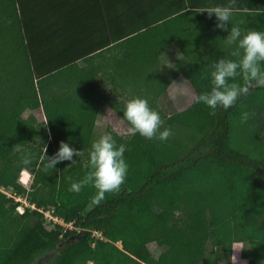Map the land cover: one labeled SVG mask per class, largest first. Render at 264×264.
<instances>
[{"label": "trees", "instance_id": "16d2710c", "mask_svg": "<svg viewBox=\"0 0 264 264\" xmlns=\"http://www.w3.org/2000/svg\"><path fill=\"white\" fill-rule=\"evenodd\" d=\"M227 2L0 0V264H229L238 237L246 264H264V86L227 110L194 99L178 111L159 107L171 82L159 66L168 45L183 56L180 73L196 95L209 90L218 58L235 59L227 31L202 11ZM235 8L231 23L264 31V0H236ZM123 95L146 97L173 134L160 142L107 127L127 146L128 170L120 189L95 204V188L73 193L69 177L87 171L101 103L122 117ZM242 111L251 113L245 125L255 145L231 139ZM39 140L48 156L66 141L85 157L54 169L34 160L24 185L16 144L37 150ZM17 197L35 208L19 212ZM44 210L73 228L47 227Z\"/></svg>", "mask_w": 264, "mask_h": 264}, {"label": "clouds", "instance_id": "9594fccd", "mask_svg": "<svg viewBox=\"0 0 264 264\" xmlns=\"http://www.w3.org/2000/svg\"><path fill=\"white\" fill-rule=\"evenodd\" d=\"M236 0H228L227 4L215 5L202 10L208 15L214 16L215 27L227 31L224 44L231 50L232 58H218L210 72V88L207 91L194 95L196 104H204L215 112L219 108L227 110L233 107L237 100L247 96L250 87L264 86V31L247 28L242 29L239 23H231ZM201 12V11H200ZM164 55V54H163ZM240 77L241 82H236ZM122 117L128 125L127 132L130 135L139 134L148 140L166 141L172 134L170 127H165V121L160 112L152 107L149 100L140 95H123L120 97ZM251 113L242 111L240 122L246 123ZM104 130L95 139L87 151L84 168L87 169L82 178L72 180L69 177V191L79 193L84 186L91 185L96 192L93 203L99 204L106 193L118 191L125 182L128 163L124 153L126 144H117L111 131L106 125L101 126ZM25 147L17 143L16 151L19 154L18 164L25 173L32 170L34 160L45 169H54L55 165L63 161H70L74 166L85 157L82 149H76L66 141H61L57 151L48 156L47 146L42 145L40 140L37 150ZM78 157L79 159H73ZM65 168H68L67 166Z\"/></svg>", "mask_w": 264, "mask_h": 264}, {"label": "rangeland", "instance_id": "374dc122", "mask_svg": "<svg viewBox=\"0 0 264 264\" xmlns=\"http://www.w3.org/2000/svg\"><path fill=\"white\" fill-rule=\"evenodd\" d=\"M167 47L170 48L173 46L168 45ZM169 48H167V49H169ZM173 48L175 49V47H173ZM171 51L173 53H171L170 55L167 54L166 58L165 59L163 58V64L159 65L160 70L162 72H165V73L167 72L168 73L167 76H170L174 82L185 81L186 79L183 76L181 77V75H178V73L180 74V68L184 65V58L177 49H175V50L172 49ZM161 57H162V54H161ZM190 87H191V85H190ZM178 92H180V93H178ZM189 92L190 93L188 94V97L184 98V96L182 94L183 92H181L180 88L176 87L174 85V88H173V91H172L170 97L172 99H174V101H176L178 99H183V100L177 101L175 104H173L172 102L171 103L169 102L167 97H165L162 100V102L159 103V107L160 106L163 107L164 111L166 113L184 109L194 99L193 95L195 92H194V89L192 87L190 88ZM252 101H254V100H252ZM254 109H256L255 105H254ZM33 113L39 120H44V115H43L41 109H36ZM26 114H27V112L25 113V115ZM96 123H97V125H96L95 132H96L97 136L95 139H97L99 137V135L102 134V131L104 130L101 127L102 125L109 126L110 129L116 131L118 134L126 135V136L129 135L127 132L128 125L116 113H114V111H111L110 107L107 104H105L103 102L101 103L99 111L97 113ZM236 125H238V123ZM253 126H254V122H253ZM253 128L254 127H252V126H251V128H249L245 125V123H241L233 129L232 134H231V139L233 140V136L235 135V137L238 138L236 140H238L239 142H242L245 140L246 142H251L252 144L254 143V145H255L256 139L253 136ZM261 133L264 135V122L261 125ZM22 174H23V176H22ZM20 181L24 185L29 186V184L31 183V176L29 175V173H22L21 172ZM14 200H17V199L15 198ZM17 201H20V200H17ZM156 203L161 208H165L167 206V203L163 202L162 200H157ZM245 245L246 244H245L243 239H241L239 237L236 238V240L232 244V251H231V257L229 259V264H246L247 263L246 259L242 258L240 255V251ZM147 247H148L150 253H152V256L156 257L158 252H159V248L154 243H149L147 245ZM210 253H211V244L208 243L206 246V251H205L202 263H204L205 260L207 258H209ZM221 264H225V263H221Z\"/></svg>", "mask_w": 264, "mask_h": 264}, {"label": "crops", "instance_id": "0c3cea01", "mask_svg": "<svg viewBox=\"0 0 264 264\" xmlns=\"http://www.w3.org/2000/svg\"><path fill=\"white\" fill-rule=\"evenodd\" d=\"M167 48H169V47H165L163 50L164 51H162L163 53H161L162 54V57H161V55H160V64L162 65L163 64V58L165 59L166 58V56H167V54H171V53H173L171 50L173 49V50H175L173 47H170L169 49H167ZM164 54V55H163ZM165 73V72H164ZM166 75H168V73L166 72L165 73ZM178 75H181V73L179 74L178 73ZM181 77H182V75H181ZM168 78L171 80V82H170V84H169V86L167 87V89H166V96H162V97H160L161 98V100H159V103H161L162 102V100L165 98V97H167L168 98V100H169V102L171 103H173V104H175L177 101H180V100H183V99H178V100H176V101H174V99H172L170 96H171V93H172V91H173V88H174V85L176 86V87H179L180 88V90H181V92H183L182 94H183V96H184V98H187L188 97V94L190 93L189 91H190V88L192 87H190V83H188V80H185V81H179V82H174L173 80H172V78L170 77V76H168ZM186 82V83H185ZM195 92V91H194ZM178 93H180V92H178ZM196 93H194V95H195ZM194 95H193V97H194ZM171 99H170V98ZM190 98V97H189ZM185 101V100H184ZM110 110L111 111H113L111 108H110ZM96 119H97V116H96ZM96 125H97V123H96V121H95V129H96ZM107 126V125H106ZM107 127H109V126H107ZM116 132V131H115ZM22 173H25L24 171H22ZM22 176H23V174H22ZM29 178V177H28Z\"/></svg>", "mask_w": 264, "mask_h": 264}, {"label": "built area", "instance_id": "2783aa9c", "mask_svg": "<svg viewBox=\"0 0 264 264\" xmlns=\"http://www.w3.org/2000/svg\"><path fill=\"white\" fill-rule=\"evenodd\" d=\"M16 199L21 201V204L17 206V210L21 213L24 211L26 206H29L31 209L35 208V205L29 204L28 202H26L24 199L20 197H17ZM43 214H44V218L46 219L47 227L54 228L56 224H59L60 226H62L63 231L73 228L72 222L65 223L61 218L57 217L56 215H53L51 210H44ZM93 235H95L96 237L102 238L100 232L98 231H94Z\"/></svg>", "mask_w": 264, "mask_h": 264}]
</instances>
